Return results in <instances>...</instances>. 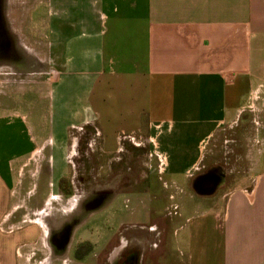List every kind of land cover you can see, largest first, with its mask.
Segmentation results:
<instances>
[{
	"label": "crops",
	"instance_id": "0c3cea01",
	"mask_svg": "<svg viewBox=\"0 0 264 264\" xmlns=\"http://www.w3.org/2000/svg\"><path fill=\"white\" fill-rule=\"evenodd\" d=\"M17 54L43 55L55 73L51 84L48 73L29 83L53 108L57 181L68 175L63 160L96 166V138L103 154L142 150V198L120 222L122 244L137 229L156 237L161 264H264V0H0V142L20 121L1 103L28 83L10 72L27 59L4 62ZM227 130L238 156L221 183L210 191L208 179L204 190L192 168L227 165L213 158L232 150ZM42 149L11 154L0 146V264L49 261V210L64 198L46 194L33 209L37 188L27 182L37 155L41 171ZM108 159L111 167L123 160ZM91 172L87 180L96 181ZM79 201L73 210L84 225L91 216L83 221L88 210Z\"/></svg>",
	"mask_w": 264,
	"mask_h": 264
},
{
	"label": "rangeland",
	"instance_id": "374dc122",
	"mask_svg": "<svg viewBox=\"0 0 264 264\" xmlns=\"http://www.w3.org/2000/svg\"><path fill=\"white\" fill-rule=\"evenodd\" d=\"M12 56L16 57V61H18L19 56H22V60L26 61L25 59H27L28 63L22 69L11 70V73L17 74L16 80H13V78L11 80L18 83L20 81L19 77L26 78L25 81H28V83L24 86V92L21 90L15 92L11 102L1 103V111L7 112L9 116L15 117V115H18L20 121L17 122L16 134H13L8 142L1 140L0 146L11 154L15 149L18 152H27L28 154L34 147L43 148L42 151H44L46 157L42 158L41 171L37 172L40 170V155H37V162L34 166H31L32 174L36 177L32 180V184L27 182L28 188H37V196L34 197L37 205L33 209L40 208L46 194L53 195L50 197L52 201L58 200L60 202L61 195L64 198L63 202L59 203L58 208L54 206L49 210L47 225L49 227L48 243L50 255L47 264H118L122 257L126 263L128 259L132 261V264H161L160 258L163 257L160 256L158 247L155 249L153 246L156 237L152 233L148 232L145 238L142 230H129L125 236L127 241L123 240V244L120 236L116 235L121 226L120 222L123 216H131L137 199L142 198L138 197L139 195L137 196L138 187H140L137 175L142 173L144 169L143 166L139 165V159L142 158V150L138 151L137 149L139 148L137 147L127 150L115 149L116 147H114L111 150L112 154L108 152L103 154L100 148V139L96 138L94 141L95 149L92 150L96 153V166H77L78 162L75 158L71 159L70 162L63 160V169L66 170L68 175L64 179L57 181V176L53 175L52 172L54 169H58L54 164L59 159L56 152L58 136L53 130L51 117L53 108L51 103L46 100L47 98L41 96V94L45 95V92L29 83L36 80L39 81L40 75L48 73L49 83L51 84L55 73L50 64L45 63L43 55H8L5 58L6 61H4L7 65L16 62L12 61L10 58ZM5 101V99L1 100V102ZM20 129H23L24 136L20 134ZM233 133V130H227L224 136L229 141L232 140ZM31 138L34 142L32 145L29 143ZM85 138L86 136L82 135L80 138L81 142L79 141L80 154L83 156L87 150V146H84ZM69 144L70 142H68L62 154L68 152ZM227 145L229 148L233 147L231 141ZM233 148L232 150L226 149L224 153L219 150L214 152L213 158L222 160L227 165L206 167V169L202 170L204 172L200 171L201 173L198 171L202 169L201 167L196 165L192 168L193 176L196 173L197 175L201 174L197 181H200V185L203 188L208 183L206 181L208 179H214V181H210V191L213 185L216 186L221 183V181L216 180L222 178L224 172L230 171L233 160L238 156V152L233 150ZM241 152L243 154L245 151L241 150ZM112 155L114 158L122 156L123 160L120 164L111 167L108 156L111 157ZM80 169L83 172H80ZM89 170L92 171L91 173L95 172L98 174L96 181L93 179H91L93 181L87 180L91 177V175L87 174ZM74 173L76 176L72 181L70 175ZM78 173L87 175L82 177L78 176ZM159 178V174H156V179L159 180ZM202 179L204 180L202 181ZM160 185L163 186V190L168 194L169 190L164 186L162 180ZM58 186L60 191H62L61 194L57 192ZM81 199L82 202L85 200V203H82L80 211L83 209L88 210L83 221L89 220L87 217L91 216V222L84 225H79L80 220L78 219L80 215H78L76 210H73ZM167 200L165 199V202ZM168 201L171 203L170 200ZM166 206L169 208V204L166 203ZM72 210L73 212H71ZM32 217L33 220L38 219L39 215L36 214V216ZM143 238L148 240L147 242L145 240V244ZM40 241L41 239H39ZM109 241L111 243L106 248ZM163 256L165 257V255Z\"/></svg>",
	"mask_w": 264,
	"mask_h": 264
},
{
	"label": "built area",
	"instance_id": "2783aa9c",
	"mask_svg": "<svg viewBox=\"0 0 264 264\" xmlns=\"http://www.w3.org/2000/svg\"><path fill=\"white\" fill-rule=\"evenodd\" d=\"M157 151V149H156ZM157 156L159 158V164H160V170H164L166 168V158L164 155L160 154L158 151H157Z\"/></svg>",
	"mask_w": 264,
	"mask_h": 264
},
{
	"label": "flooded vegetation",
	"instance_id": "af4514ba",
	"mask_svg": "<svg viewBox=\"0 0 264 264\" xmlns=\"http://www.w3.org/2000/svg\"><path fill=\"white\" fill-rule=\"evenodd\" d=\"M120 260L121 261L118 264H132V261L131 260H128V259H127V263H126V261H124V258L123 257Z\"/></svg>",
	"mask_w": 264,
	"mask_h": 264
}]
</instances>
